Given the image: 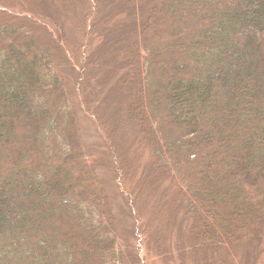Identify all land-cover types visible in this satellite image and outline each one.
<instances>
[{
    "label": "trees",
    "instance_id": "16d2710c",
    "mask_svg": "<svg viewBox=\"0 0 264 264\" xmlns=\"http://www.w3.org/2000/svg\"><path fill=\"white\" fill-rule=\"evenodd\" d=\"M263 229L264 0H0V264H207Z\"/></svg>",
    "mask_w": 264,
    "mask_h": 264
},
{
    "label": "rangeland",
    "instance_id": "374dc122",
    "mask_svg": "<svg viewBox=\"0 0 264 264\" xmlns=\"http://www.w3.org/2000/svg\"><path fill=\"white\" fill-rule=\"evenodd\" d=\"M33 2L34 0H31V3ZM82 54L83 53H79V54L76 53L74 55L72 54L70 55L69 51L68 52L64 51V53L60 55V59L58 60L64 59L65 61H62V63H64V66L69 69L70 66L69 63H72V65L74 66H78L81 63ZM58 56L59 55L57 54V58ZM67 58H69V60ZM180 78L182 79L183 77ZM66 85L71 86L72 82H68ZM150 88H151V84L147 86L144 94V97H146L147 99L149 98L151 93ZM71 98L75 100L73 96H71ZM74 100L73 103L75 105V110L77 112L78 124H79L78 128H79L82 144L86 149L89 158L95 163L97 177L99 178L100 182L102 183V185L104 186V188L107 190V192L112 198L117 231L119 232L118 235V242H119L120 238L125 237L126 231L131 227L130 218L126 208L123 206L121 200L122 198L115 184L113 171L109 165L110 158L103 144L101 134L99 130L95 127L92 119L89 118V116L85 115L82 111L80 112V110L78 109V102L77 100L75 101ZM145 108L146 107L144 106L142 110L145 111L146 110ZM128 125H129L128 128L126 127L125 129L129 131L132 125L131 124ZM132 155L127 157V161H132L131 159ZM166 157L168 158V156ZM140 195H141V189H138L136 198H139ZM150 209L154 211L155 208L151 206ZM159 214L161 216V221H162L164 216L163 211L161 210ZM164 244H168V241L167 242L165 241L163 245ZM210 254H211L210 257L207 259V264H208V260H210L209 264H264V229L259 236H255L252 238H240L237 242L227 246V249H223V248L210 249ZM146 264H164V263L161 262L155 256L148 255V257H146Z\"/></svg>",
    "mask_w": 264,
    "mask_h": 264
}]
</instances>
